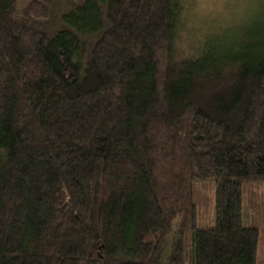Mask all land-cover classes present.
<instances>
[{
	"label": "trees",
	"instance_id": "16d2710c",
	"mask_svg": "<svg viewBox=\"0 0 264 264\" xmlns=\"http://www.w3.org/2000/svg\"><path fill=\"white\" fill-rule=\"evenodd\" d=\"M19 1L0 0V264H161L167 240L166 264H259L264 0L188 53L187 0Z\"/></svg>",
	"mask_w": 264,
	"mask_h": 264
},
{
	"label": "rangeland",
	"instance_id": "374dc122",
	"mask_svg": "<svg viewBox=\"0 0 264 264\" xmlns=\"http://www.w3.org/2000/svg\"><path fill=\"white\" fill-rule=\"evenodd\" d=\"M30 0H20L19 5L24 6ZM190 1V4H189ZM260 0H187L183 16V30L179 36V49L184 53L193 50L192 45L206 35V39L215 41L222 46L225 39H233L246 27L255 21L261 13ZM264 188L261 184L251 183L244 187L245 210L251 216H262ZM195 200L200 210V222H211L213 213L214 189L211 184H201L197 187ZM253 216V218H254ZM212 225V223H211ZM171 244H165L161 264H166L170 254ZM259 264H264V229L261 230V251Z\"/></svg>",
	"mask_w": 264,
	"mask_h": 264
}]
</instances>
